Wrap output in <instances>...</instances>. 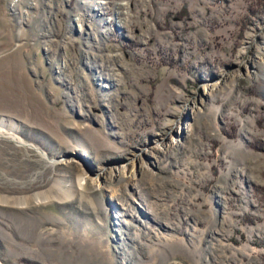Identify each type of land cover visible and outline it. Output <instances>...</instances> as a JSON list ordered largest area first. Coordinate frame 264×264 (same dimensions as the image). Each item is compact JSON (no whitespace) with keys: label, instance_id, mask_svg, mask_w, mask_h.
<instances>
[{"label":"rangeland","instance_id":"374dc122","mask_svg":"<svg viewBox=\"0 0 264 264\" xmlns=\"http://www.w3.org/2000/svg\"><path fill=\"white\" fill-rule=\"evenodd\" d=\"M0 128V264H264V0H0Z\"/></svg>","mask_w":264,"mask_h":264},{"label":"bare ground","instance_id":"6f19581e","mask_svg":"<svg viewBox=\"0 0 264 264\" xmlns=\"http://www.w3.org/2000/svg\"><path fill=\"white\" fill-rule=\"evenodd\" d=\"M1 126L2 127L5 126V122L4 121L1 123ZM3 130H4L3 128H0V133L1 134L4 133ZM9 137L12 138L14 141H16V143H18V144H25L24 142H21V143L18 142L19 140L17 139V136H15V135H9ZM25 145H29V144H25ZM79 186L80 187L83 186V182H82L81 178H79ZM45 195H46L45 193H38L37 196H36L37 197V201L38 202L44 201V199H46ZM0 201L6 202V203H12V202H10L11 200L7 196H2V195H0ZM28 201H29V198H27V197H21L20 199H15V198L13 199L14 203H21L22 202L21 204L27 203Z\"/></svg>","mask_w":264,"mask_h":264}]
</instances>
